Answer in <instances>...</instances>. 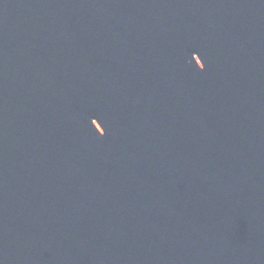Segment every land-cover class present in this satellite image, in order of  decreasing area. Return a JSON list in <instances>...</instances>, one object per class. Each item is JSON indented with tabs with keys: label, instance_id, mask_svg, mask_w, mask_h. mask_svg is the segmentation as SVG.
I'll return each instance as SVG.
<instances>
[{
	"label": "water",
	"instance_id": "95a60500",
	"mask_svg": "<svg viewBox=\"0 0 264 264\" xmlns=\"http://www.w3.org/2000/svg\"><path fill=\"white\" fill-rule=\"evenodd\" d=\"M0 264H264V0H0Z\"/></svg>",
	"mask_w": 264,
	"mask_h": 264
},
{
	"label": "snow or ice",
	"instance_id": "6c2138e0",
	"mask_svg": "<svg viewBox=\"0 0 264 264\" xmlns=\"http://www.w3.org/2000/svg\"><path fill=\"white\" fill-rule=\"evenodd\" d=\"M202 67H204V65H202Z\"/></svg>",
	"mask_w": 264,
	"mask_h": 264
}]
</instances>
